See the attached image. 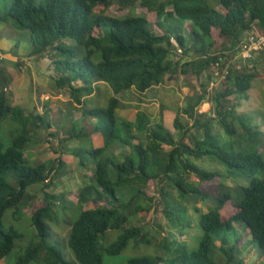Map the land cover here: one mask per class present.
<instances>
[{"label": "trees", "instance_id": "trees-1", "mask_svg": "<svg viewBox=\"0 0 264 264\" xmlns=\"http://www.w3.org/2000/svg\"><path fill=\"white\" fill-rule=\"evenodd\" d=\"M140 1L146 8L145 14L114 17L106 14L108 7L125 6L133 3L132 0H9L5 8H0V26L4 28L1 36L7 34V38L15 41L14 48H18L14 33L25 30L31 43L30 55L42 57L51 51L49 60L55 71L56 88L67 90L73 106H84L97 82H105L117 95L124 91L142 94L180 75L209 78L210 66L219 55L224 56V52L216 54L214 49L236 47L237 52L238 43L253 26L264 33V0ZM211 1L219 8L211 6ZM170 19L177 20L179 25L171 26ZM183 23L188 27L186 35ZM214 31L225 39L224 43L217 44ZM171 38L181 49L179 57ZM191 54L193 58H186ZM259 55L257 61L252 60L250 69L229 67L225 87L211 98L215 114L199 113L195 109L204 99L205 89L188 96L182 108L175 112L174 132L163 125L159 115L151 119L144 111H137L134 119H123L117 126L115 112L122 102L115 96L108 99L106 106L82 107L81 117L94 119L93 128L75 134L71 128L65 138L71 141L89 136L92 141L89 148L68 149L78 159L79 166L92 170L90 183L78 192V215L73 219V202L62 193H45L42 204L29 216L35 233L33 239L21 248L14 264H71L64 257L60 242L51 241V223L58 219L59 212L69 221L67 246L77 264H102L103 254H120L130 244L135 249L149 244L152 237L149 232L136 223L131 224L129 219L148 210L142 201L145 195L142 188L150 180L164 200L163 213L171 227L157 240L159 254L173 252L176 255L173 260L180 264H244L237 239L234 245H229L228 238L223 236L220 244L215 243L218 239L214 233L229 231L234 224L243 226L252 242L264 252V179L252 175L255 170L264 169L263 156L256 150L222 148L213 134L212 124L216 119L226 134H236L239 104L229 105V97L248 99L247 91L257 77L253 69L264 66V47ZM206 82L200 86L205 88ZM10 83V74L1 58L0 126L9 118L19 125L20 131L13 135L7 147L0 141V260L13 250L15 241L23 234L13 225L4 224L5 212L13 209L22 215L23 208L34 198L26 191L27 187L34 184L47 187L52 183L49 173L59 172L64 164L59 157L57 166L50 160L29 163L25 151L34 128L39 124L46 128L51 125L44 119L46 113L26 112L20 105L11 104L6 94ZM243 126L251 132L250 126ZM163 145L169 149L164 150ZM208 155L224 163L227 174L202 169L189 159ZM192 175L197 182L191 180ZM231 177L233 180L246 177L249 183L242 185L238 181L231 186L220 181ZM214 179L218 182L207 190L199 188L200 182ZM126 188H131L133 193L124 200L121 192ZM139 196L142 198L137 200ZM201 201H205L206 211H200ZM228 201L238 210L223 220L220 210ZM189 203L195 212H200L199 226L203 232L193 250L180 238L185 236L184 229L190 228L192 216L186 205ZM66 209L70 210V217H66ZM108 229L120 233L111 243L104 244L102 238ZM215 248L221 253L219 262L213 257ZM161 260L162 256L139 255L128 258L126 264H160ZM173 260L168 264H174Z\"/></svg>", "mask_w": 264, "mask_h": 264}, {"label": "rangeland", "instance_id": "rangeland-1", "mask_svg": "<svg viewBox=\"0 0 264 264\" xmlns=\"http://www.w3.org/2000/svg\"><path fill=\"white\" fill-rule=\"evenodd\" d=\"M8 2L9 0H0V8H5V6L8 5ZM132 2L133 3L121 7L113 4L106 9V14L114 17H124L130 13L145 14L147 12L146 8L141 4L140 0H132ZM210 4L211 6L215 5V7L219 8V6L216 5V3H214L213 1H211ZM168 23L171 26L179 25L178 21L175 19H170ZM185 24L186 23H183L182 25L185 26ZM255 29L258 31L254 32ZM249 32H253V35L256 33H260L261 31L257 28V26H253L247 32V34ZM213 35L217 39L218 45L222 41L223 43L225 42V39H223L217 31H214ZM5 36H7V34H5ZM244 36L243 39L245 38ZM14 38L19 41L18 48H14V51L19 53L21 50L18 56L20 59L27 61L28 65H22L21 68L18 69L9 62L5 60L3 61L4 66L6 67V70L11 77V83L9 86L10 90L14 95L25 94V97L28 96V93H30L32 89H36L38 95H36L35 102L37 100L41 103L47 100H50L49 102H51V107H47V109L40 106V104L38 106V110L40 112L46 113L44 119L47 120L48 123H50L51 127L46 128L45 126L42 127V125L39 124L38 127L34 128L31 139L26 146V158L30 161L29 163L31 164H34L38 161L45 162L50 160L54 162V166H57L59 163L57 159L59 157L63 160L64 164L63 167L59 169V172L57 170H52L51 173H49V178L52 183L47 187L36 184L27 187L26 191L28 193H31L34 198L32 199L31 204L28 207L23 208L22 215L19 216L13 209L5 212L3 218L4 224L6 226L13 225L23 234L21 239L15 241V247L13 248V250L4 259L0 260V264H14L17 256L21 254V248L26 246V244H28L33 239V235L35 233L34 228L30 225L29 216L38 206L42 204V199L45 193H62L68 200L73 202V210L71 213L73 219L77 217L80 210V208L76 205L78 192L83 185L90 183V180L92 178V170L90 168H87L85 170L81 166H79L78 159L68 153V149L73 147L89 148L91 147L90 145L92 141L89 136L73 138V140L71 141H66L65 138L68 135V130H71V128L72 133L74 134L78 131H85L86 129H88V131H91V129L93 128V120L88 118L84 119L81 117L82 107H103L106 106L107 101L110 97L115 96L122 101V104L124 106L125 104L129 105L124 109L122 106L116 109L115 114L117 118V126H120V122L123 121V119H127L126 116L131 117L130 112H132V109H134V114L136 113V111H144L151 119L157 118L159 115L165 126L173 131L174 129L172 126V120L174 119L175 112L180 110V108L187 101V97L192 95L197 90L194 87L195 85L192 84V77L189 75V79H185L186 77L181 76L179 78L180 80L178 79L171 82L176 86V88H173L172 91L168 90V88L164 85H158L142 94H138L135 91H124V93L115 95L105 82H99L95 95L87 98L86 104L84 106L72 105L71 109V107L69 108L68 106L69 103H67V90L58 89L55 86L53 78L55 71L49 60L52 52H46L45 56L42 57L30 55L31 43L29 40L28 32L25 30L16 31V33H14ZM24 43H26L27 45H24ZM25 49H27V52H25ZM235 50L236 47H234V49L230 48L225 50H220V47H217L213 50V52L216 54L224 52V56L219 55L221 56L219 57V61H217L219 64L220 58L225 59L226 62L228 61L227 58H233L235 55ZM261 51L262 50H260L255 56L256 61L260 57L259 54L261 53ZM179 56L180 55L178 54L177 57ZM190 57L193 58L194 55L191 54L186 58ZM234 61L236 66L242 68V62H239L237 60ZM245 66L250 69L252 67V64L250 63V66ZM253 70L257 73V77L253 79L251 87L247 91L248 99L245 100L238 98L236 100L233 96L229 97V105L236 102L239 104L238 108H236L237 114L240 115V117L236 118L235 121V125L237 128L236 134L233 136L226 134L223 129L219 127L216 119L212 121L214 127L213 134L216 136L218 144L222 148H226L228 150L232 148L234 151H238L240 149L260 151L264 159V66L257 65ZM212 81L215 82L216 78ZM225 85L226 84L215 83L214 85L210 86V88L208 85H206L205 88L199 86L197 92H203V89H205L206 93L204 95V99L196 107L197 112L198 110H205L202 112H210V114H215L213 111V101L211 100V98L216 91L222 90ZM184 86H186V89H183ZM43 91L47 92L48 94L42 95L41 93ZM6 94L7 98L10 99L11 104L17 102L15 98L11 100L8 93ZM138 98L141 99V101H139ZM57 101L61 103L58 104ZM23 107L26 109V111H36L35 108H32L31 110L29 103L26 101L23 104ZM124 110L130 111L129 114L127 115L126 113V116L123 115ZM184 120H186L185 115ZM190 121L189 123H191ZM243 124L245 125V127L250 126L251 132H248V130L244 129ZM72 125L73 127H71ZM19 131V125L15 122L10 121L9 118L2 122L0 126V141L4 144V147H7L11 144L13 135L17 134ZM95 139H97V142L94 143V145L96 146L98 145V136H96ZM165 149L168 150L169 147L164 148V150ZM189 159L202 169L212 171L216 170L227 174V166L216 159L214 156L208 155L197 159L189 157ZM252 175L255 178L264 179V169L255 170ZM190 178L191 180L197 182V178L193 175ZM220 181H223L225 184L231 186L236 185L235 183L238 181H240L242 185H248L249 178L242 177L239 180H233L232 177L229 179L221 178ZM217 182V179H214L210 182H200L199 188L204 191L210 188L212 186V183ZM162 184H164V181L162 182ZM168 189H170V187H168ZM142 191L146 196L143 194V198L142 196H139L136 199L140 200V198H142L144 205L146 207L148 206V210L138 213L137 216H131L129 220L131 224L136 223L141 226L143 228V231H148L149 234L153 237H151V242L146 245H139L136 249L132 248L130 244L120 254L117 255L103 254L102 264H126V260L128 258L139 255H149L152 257L162 256V262L160 264H168V262H171L175 258L176 255L173 252L164 255L159 254L158 252L159 247L157 240L160 239L161 234L164 235L165 233H167V231H170L171 228L169 221L163 213V207L165 206L164 200L161 198V196H159L158 192L155 191V184L152 180H150L146 184V186L142 188ZM121 193L123 194L124 200H127L130 199L133 192L131 191V188H126L122 190ZM172 195L173 197L175 196V191L173 190ZM204 202L201 201L199 204V207L201 209L200 211H206V203L204 204ZM90 205L94 206L95 204L90 203ZM186 205L188 209H190L188 210V212L189 215L192 216V220L190 222V228H185L183 231L185 236H181L180 238L182 239L181 242L185 243L189 250H193L197 248L199 240L203 234L199 226L198 219L200 212H195L192 204L189 203ZM72 206H70L69 209H71ZM69 209H66V217L71 216ZM237 210L238 208L231 201H228L220 210L221 218L223 220H226ZM12 212H15V215ZM62 214V212H59L58 219L51 223V230L53 233V238L51 239V241L60 242V248L63 251L65 259L71 264H77L76 261L73 262V253L67 246L69 221L67 219H64V217L61 216ZM119 233L120 230L108 229L103 235L102 243H111L117 238ZM214 235L218 239L215 242L217 244H220V238L223 236H226L228 238L229 245H234L235 240L237 239V247L239 248V254L243 259L244 264H264V255L263 257H260L259 255L264 254V252H261V250L252 242L251 237L248 236L243 230V226L234 224L233 229L229 231L220 230L218 233H214ZM218 252V249L215 248L213 257L219 262L218 259L221 256V253ZM236 252L237 251H235V253ZM173 263L178 264L179 262L173 260Z\"/></svg>", "mask_w": 264, "mask_h": 264}, {"label": "crops", "instance_id": "crops-1", "mask_svg": "<svg viewBox=\"0 0 264 264\" xmlns=\"http://www.w3.org/2000/svg\"><path fill=\"white\" fill-rule=\"evenodd\" d=\"M2 30H4V28H1V26H0V57L2 58V61H7V62H9L10 64H12L14 67H16V68H18V69H20L21 68V66L22 65H25V64H27L28 65V62L27 61H24V60H22V59H20L19 58V56H18V54H20V52H21V50H20V52L19 53H17L16 51H14V43H15V41L12 39V38H7L6 36H1V32H3ZM187 30H188V27H187V25L185 24V26H184V30H183V32H184V34L186 35V33H187ZM256 30V29H255ZM27 48V47H26ZM25 52H27V49H25ZM15 53V54H14ZM180 55V54H179ZM28 58V57H27ZM6 68V67H5ZM8 72V71H7ZM207 73H208V75H211L209 78H205V75L203 76V75H201V76H199L198 78H194L192 75H189V76H191L192 78H191V80H192V84L193 85H195L194 87L198 90V87L200 86V83L201 82H206V84L207 85H209V81H210V79H211V81L212 80H214V75L212 76V74H211V67L208 69V71H207ZM31 74H32V72H31ZM188 75H180L179 77H176V78H172V79H170V80H165L163 83H161V84H158V85H164L165 87H167L168 88V90H171L172 91V89L173 88H176V86L173 84V83H171V82H173L174 80H178L181 76H183V77H186L185 79H189L188 78ZM181 79H183V78H181ZM180 80V79H179ZM99 84V82H97L96 84H95V91L92 93V95H91V97L93 96V95H95V93H96V90H97V85ZM108 85V84H107ZM158 85H156V86H158ZM10 86V85H9ZM7 87V91H6V93H8V95L10 96V98H11V100L12 99H16V103H13V104H16V105H20L25 111H26V109L23 107V104L25 103V101L26 102H28L29 103V105H30V108H31V110H32V108L34 109H36V111L35 112H38V113H42V112H40L38 109V106H39V104H40V106H42L43 108H46L47 109V107H51V102H49L48 100L47 101H44L43 103H41V102H39L38 100L35 102V99H36V95H38V93L36 92V89H32L31 91H30V93H28V96H25L24 97V95L25 94H16V95H14L13 93H12V91L10 90V87ZM109 87V86H108ZM154 87V86H153ZM153 87H151V88H149L148 90H150V89H152ZM110 88V87H109ZM183 89H186V86H184L183 87ZM148 90H146V91H148ZM112 91V90H111ZM145 91V92H146ZM42 95H47L48 93L47 92H42L41 93ZM67 103H69L68 104V106H69V108L71 107L72 108V104L70 103L71 102V99L69 98V96H68V94H67ZM27 98V99H26ZM46 98V97H45ZM149 99H153V98H149ZM143 100V99H142ZM60 101V100H59ZM59 101H57V103L58 104H60L61 102H59ZM139 101H141V99H139ZM122 102V101H121ZM129 105H126L125 104V106L122 104V107H123V109L124 108H127ZM182 108V107H181ZM180 108V109H181ZM196 109V108H195ZM208 110V109H207ZM202 111H205V110H198V112L199 113H205V112H202ZM26 112H28V111H26ZM129 112L130 111H126V110H124L123 111V115H125L126 116V113H127V115L129 114ZM134 112V109H132V112H130V114H131V117H127L126 116V118L127 119H134V117H135V114L133 113ZM137 112V111H136ZM206 113H208V112H206ZM132 114H134V115H132ZM175 116V115H174ZM158 118V117H157ZM152 119H156V118H152ZM91 120H93L94 121V119H91ZM173 121V120H172ZM191 122V121H190ZM191 123H189V125H190ZM163 125L165 126V124L163 123ZM169 131H171L170 130V128H168L167 126H165ZM174 129V128H173ZM171 132H174V130L173 131H171ZM166 147H168V146H166V145H163V148H166ZM165 150H167V149H165ZM246 232V234L249 236V234H248V232H247V230L245 231ZM263 257V256H262Z\"/></svg>", "mask_w": 264, "mask_h": 264}, {"label": "built area", "instance_id": "built-area-1", "mask_svg": "<svg viewBox=\"0 0 264 264\" xmlns=\"http://www.w3.org/2000/svg\"><path fill=\"white\" fill-rule=\"evenodd\" d=\"M258 31V30H254ZM248 32V31H247ZM247 32L245 33V38L241 39V41L238 43L237 45V52H235V55L233 58L234 60H237L239 62L243 63L242 68L246 67L245 65L250 66V63L252 64V60H254L257 55V53L263 49L264 47V33L260 32V33H256L253 34V32H249L247 34ZM247 34V35H246ZM171 43H175L173 45H175L176 48V53L180 54L181 53V49L178 47V45L176 44V42L174 41L173 38H171ZM177 45V47H176ZM1 59V57H0ZM230 58H227V62L225 59L220 58V62L218 64L217 61H219V59L214 62L210 67H211V74L212 76L214 75V79L216 78V81H209V88L210 86L216 84H224L222 82H224L229 74V67L232 68H237V69H241L239 66L235 65V61L231 60ZM231 60V61H230ZM222 64V65H221ZM253 66V64H252ZM247 68V67H246ZM221 82V83H220Z\"/></svg>", "mask_w": 264, "mask_h": 264}]
</instances>
